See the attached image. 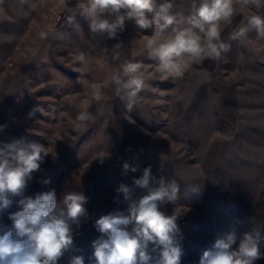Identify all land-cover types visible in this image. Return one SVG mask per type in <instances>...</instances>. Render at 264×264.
Instances as JSON below:
<instances>
[{
	"label": "rangeland",
	"instance_id": "374dc122",
	"mask_svg": "<svg viewBox=\"0 0 264 264\" xmlns=\"http://www.w3.org/2000/svg\"><path fill=\"white\" fill-rule=\"evenodd\" d=\"M172 2L174 11L187 12L192 0ZM29 5L0 2V147L20 140L48 148L24 196L54 189L58 199L71 191L87 198L86 215L72 225L73 246L58 264L74 255L95 264L92 242L101 235L95 221L126 210L121 184L133 188L134 199L145 194L133 180L146 167L179 186L178 200L161 211L178 216L180 264H199L220 228L238 236L259 230L264 253V40L254 31L229 39L250 15L264 16V8L240 9L223 27L231 47L221 59L198 61L182 79H172L147 54L151 33L134 23L110 39L90 31L77 0ZM125 60L141 64L149 85L131 111L111 85ZM96 89L99 101L92 99ZM84 110L93 118L77 122ZM125 162L138 171L125 173ZM9 198L0 223L11 224L9 214L19 210L21 197ZM152 254L155 261L158 252Z\"/></svg>",
	"mask_w": 264,
	"mask_h": 264
},
{
	"label": "clouds",
	"instance_id": "9594fccd",
	"mask_svg": "<svg viewBox=\"0 0 264 264\" xmlns=\"http://www.w3.org/2000/svg\"><path fill=\"white\" fill-rule=\"evenodd\" d=\"M20 4L29 5V0H20ZM77 7L91 32L106 34L110 39L123 32L128 22L150 32L145 49L157 63L159 74L182 79L196 62L219 60L230 51L231 45L222 38L223 27L231 25L240 9L264 8V0H192L187 12L174 11L172 0H77ZM68 20L72 23L75 17ZM253 31L257 41L264 40V16L250 15L246 25L233 31L229 39L247 38ZM121 46L117 43L114 48ZM111 85L128 111L149 87L141 64L131 60L120 64ZM101 92L96 89L92 99L101 100ZM92 118V113L84 110L76 120L83 123ZM49 154L48 148L37 142L14 140L0 147V210L12 204L10 196L21 197L19 210L9 214L11 224L0 223V264H58L73 246L72 225H78L79 218L86 215V196L71 191L58 199L54 189L34 197L23 195L32 173L40 169ZM123 170L136 172L138 168L125 162ZM133 185L145 194L134 199L133 188L121 184L117 191L128 202L126 210H116L95 221L101 234L92 242L95 264H151L154 258L149 244L153 246L151 252H158L155 264H180L183 250L177 240L178 216L161 211L162 205L178 200L179 186L163 176L155 177L150 167L134 178ZM259 241V230L238 236L233 229L203 251L199 264H256L264 258ZM68 264H84V257L71 256Z\"/></svg>",
	"mask_w": 264,
	"mask_h": 264
},
{
	"label": "trees",
	"instance_id": "16d2710c",
	"mask_svg": "<svg viewBox=\"0 0 264 264\" xmlns=\"http://www.w3.org/2000/svg\"><path fill=\"white\" fill-rule=\"evenodd\" d=\"M219 233H220V236H223L222 228L219 229ZM149 251H150V254L153 256V254H152V252H151L150 249H149ZM151 264H155L154 259H153V261L151 262Z\"/></svg>",
	"mask_w": 264,
	"mask_h": 264
}]
</instances>
